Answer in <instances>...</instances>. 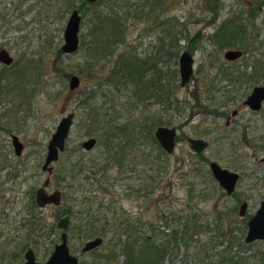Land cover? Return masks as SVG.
<instances>
[{"label":"rangeland","instance_id":"rangeland-1","mask_svg":"<svg viewBox=\"0 0 264 264\" xmlns=\"http://www.w3.org/2000/svg\"><path fill=\"white\" fill-rule=\"evenodd\" d=\"M146 1L112 0L106 6L126 16L125 44L119 47L118 52L130 44L136 47L138 57L143 58L156 45L158 18H173L178 30H182L183 24V32L197 41L189 47L191 52L185 48L187 41H180L179 55L183 50H188L194 58V70L184 87L179 85L177 75L178 87L173 97L175 107L152 104L149 100L132 108L130 87L116 89L114 85L104 82L113 61H95L84 47H80V43L75 53L62 52L67 19L72 9L80 7L81 0H0V46L14 57L13 68H19L27 60L33 67L28 73L29 82L23 85L22 96L9 100L4 98L0 102V155L5 151L9 153L8 166L24 162V171L14 179L7 180L6 176L8 170L13 173L12 167L0 169V264H23L24 253L29 248L34 251L38 262H44L59 242L62 231L56 226L52 233L43 232L37 244H32L26 237L27 233L19 228V221L27 213L24 208L22 211L26 191L32 186L40 187L47 177L41 166L48 140L61 117L69 112L75 115L73 124L65 150L53 164L47 191H65L68 194L66 205L71 206L75 213L86 211L89 207L86 202L81 203L82 197L93 196L87 191L91 188L88 184L91 180H85L84 175L89 174L88 167L96 169L103 162L104 148L98 130L86 132L91 127L87 118L88 106L95 107L98 113L93 126L115 115H119V121L147 116L155 121L161 119L162 124L159 125L174 127L179 136L174 151L168 154L167 163L161 161L166 168L159 175L150 169L155 162L150 160L149 155L155 152L144 145L129 151L120 170L115 165L108 170L106 181L112 183L110 188L117 200L114 199L116 207H113L115 224L127 217L141 229L142 222L148 221L154 223L157 232L163 231L165 235L177 224L183 223V218L172 222L170 214L173 213L195 216L203 225H207L204 232L194 234L191 240L170 244L164 264H213L224 250L230 255L244 257L248 264H253L256 250L264 251L261 241L249 244L244 241L247 221L264 199V162H261L264 159V112L260 115L242 105L253 86L264 85V80L246 82V77L254 70V61L264 62V6L257 4L259 0H220L218 17L215 24H211L206 0H165L164 12L159 17L156 15L161 9L157 8L152 11V16L142 18L139 16L141 10L149 7ZM105 5L102 4L100 9L107 11ZM252 7L256 8L254 19L248 14ZM80 14L81 40V35L89 29L92 11L86 6ZM232 16H240L244 21L246 48H221L210 38L216 26ZM231 48L240 49L243 54L230 62L223 58V53ZM172 63L168 62L163 68L164 74L175 68L178 72V58L176 65ZM79 70L82 72L77 73ZM223 71L229 74V78L223 76ZM70 72L80 78L79 86L72 91L68 86L69 79H66V73ZM236 75H239L238 79L234 78ZM261 75H264V69ZM92 91L93 98L87 102V106L82 105L86 94ZM234 95L238 100L225 104L226 99ZM223 107L239 109L230 126L225 125L226 117L208 112V108L224 111ZM11 135L18 136L24 145L20 156L14 154ZM90 137L96 138V144L92 149L85 150L82 143ZM187 137L208 140L210 146L203 152V157L240 174L234 193L228 195L224 192L213 178L208 162H201L189 149ZM75 164L84 168L81 174H76ZM2 166L3 162H0V168ZM56 174L65 177L59 186L54 182ZM189 188L192 189L191 197ZM82 189H86V192ZM94 193L97 195L89 200L95 208L102 192L95 190ZM104 201L108 202L107 199ZM244 201L248 204L247 213L240 217L238 210ZM234 207L235 212H232ZM57 208L53 205L39 208L45 224H57L63 216H59ZM158 211L164 218L168 216L171 226H164L156 220ZM103 212L111 215L106 209ZM139 217L141 221L137 224ZM80 221L76 216L71 217L69 222L71 229L67 230V234L70 252L78 258L79 264H112L92 256L93 252L106 254L109 251L106 238L94 250L82 252L84 242L94 237L77 230L76 225ZM231 237L238 239L228 249ZM118 249L119 246L115 253ZM15 254L18 255L13 257ZM123 259V256H119L117 264Z\"/></svg>","mask_w":264,"mask_h":264},{"label":"trees","instance_id":"trees-1","mask_svg":"<svg viewBox=\"0 0 264 264\" xmlns=\"http://www.w3.org/2000/svg\"><path fill=\"white\" fill-rule=\"evenodd\" d=\"M112 0H97V2L90 4L86 0H81V5L78 8L79 12L86 7H90L92 11L89 18V29L86 33L81 35L80 47H84L85 51L89 52L92 59L95 61L110 60L113 64L106 75L104 82L114 85L116 89L123 87L132 90V94L129 96L132 100V108H136L138 104L145 101H152V104L165 105V107H175V101L173 97L177 89V69L172 72L164 74L163 68L168 62L172 61V64H177L181 44V40H186V47L190 52L189 47L193 42H196L195 37H189V35L183 32V24H181L182 30L177 29L176 22L173 18L160 19L156 25L159 27L156 37V45L152 52L145 57L140 58L135 53V48L129 45L124 46V50L118 52L120 46L125 44L126 16L112 10V7H106ZM165 0H151L146 1L149 7L140 12L139 16L149 17L152 16V11L160 8L156 16H160L165 9ZM102 4H106L107 11L100 9ZM258 5L264 6V0H259ZM220 0H206V7L209 14V22L215 24L220 10ZM145 12V14H144ZM248 14L251 19L256 16V8L249 9ZM129 15V13H128ZM245 24L240 16H232L230 18L223 19L215 28L214 33L210 35V38L214 40L221 48L222 47H241L246 48L245 37ZM187 50V51H188ZM112 58V59H111ZM254 70L256 67H262L264 69V62L254 61ZM30 61L22 64L19 68H11L12 73L8 74L7 69H0V102L4 98L6 100L14 99L22 96L24 91L23 85L29 82V74L31 73L32 65H29ZM247 65V64H245ZM13 67V66H12ZM88 68V67H87ZM81 73L82 70L77 71ZM222 72V71H221ZM224 73L223 76L229 78V74ZM72 73H66V79H69ZM238 76V75H237ZM37 77H40V71L37 72ZM37 78V79H38ZM93 91L86 94L81 104L87 106V102L90 101L94 95ZM10 95V97H9ZM87 118L89 119L90 128L86 132L92 133L99 131L100 143L104 148V159L96 169L92 167L89 169V174L84 175L85 180L89 181L90 189L87 191L96 196L94 191H101L102 197L96 202V207H93V202L89 199H93L87 195L82 197V204L87 203L88 208L86 211L74 212L71 206L66 205L68 194L61 190V206L58 207L57 213L59 216L69 215L71 217L78 216L81 219L80 223H77V230L87 233L90 237H102L106 238V244L110 247L106 254H100L93 252L94 258H101L105 261L117 264L119 256H123V260L120 264H164V258L169 252L170 244H178L181 240L189 241L194 234H200L204 232L207 225H203L198 221L195 216L189 215H175L170 214L172 222L183 218V223H179L171 229L170 233L163 234V231H156L154 223L148 221L142 222V228L138 229L133 221L127 217L115 224L116 217L114 215L113 207H116L114 201V191L110 188L112 183L106 181L107 172L112 166H116L119 170L124 166V162L129 154L130 150L135 149L139 145L149 146L151 151L155 154H151L150 160L154 161V166L150 167L157 175L163 169H165L167 163L168 154H166L160 147L159 143L154 137V129L156 125L162 124L161 119L155 121L154 118L147 116L142 119H124L119 121L117 116L108 117L102 123H98L93 126L92 123L96 122L98 113L95 107H89ZM0 162H3V166L12 167L11 171H6L7 180L14 179L19 176L24 170V162H20L16 165L8 166L10 162L9 153L0 155ZM201 162H206V158L202 154H199ZM157 161V162H156ZM161 161L165 162L162 165ZM21 166L18 168V166ZM76 164L74 165V167ZM160 166V167H159ZM155 167V168H154ZM200 168V167H198ZM83 167L76 166V174H81ZM76 176H74L75 178ZM65 180L64 176L55 175L54 182L57 186ZM94 186V187H92ZM82 187L80 186V189ZM36 186L30 187L26 191V201L22 205V211H27L25 216L20 218L19 228L23 229L27 233V239L32 244H37L38 238L41 237L43 232L52 233L56 224H45L40 216L41 209L36 205L35 192ZM86 192V189H82ZM192 189H188V194L191 197ZM107 199L108 202L104 200ZM116 200V199H115ZM117 201V200H116ZM158 201V200H157ZM104 209L111 212V215L104 213ZM101 210H103L101 212ZM235 212V207L231 209ZM161 211L156 214V220H159L164 226H171L168 216L163 217ZM141 221V217L136 219L137 224ZM100 223V224H98ZM85 225L84 229L82 226ZM99 225V226H98ZM143 228H147L144 230ZM70 224L67 226L66 231L70 230ZM47 230V231H46ZM163 234V235H161ZM161 236V237H160ZM165 236V237H164ZM243 236V234H242ZM123 238V239H122ZM34 239V240H33ZM237 237L229 240L228 249L234 246L237 242ZM115 241V242H114ZM245 241V240H244ZM244 245L243 243H241ZM117 246L118 251L115 253ZM114 248V249H113ZM247 249V248H244ZM18 254L13 255V257ZM260 255V256H259ZM255 262L253 264H264V251L256 250ZM213 264H248V260L238 255H230L226 250L218 255L217 260Z\"/></svg>","mask_w":264,"mask_h":264},{"label":"water","instance_id":"water-1","mask_svg":"<svg viewBox=\"0 0 264 264\" xmlns=\"http://www.w3.org/2000/svg\"><path fill=\"white\" fill-rule=\"evenodd\" d=\"M88 3L93 4L97 0H86ZM81 14L77 8L72 9L64 31H63V44L61 50L63 53L72 54L79 48V31L81 25ZM243 52L240 49H228L224 52L223 57L226 60L233 61L241 57ZM13 62V57L6 49L0 51V63L10 65ZM194 70V58L192 54L183 50L178 57V72L180 77V86L184 87L190 80ZM80 84V78L77 75H71L69 78L68 86L72 91ZM264 99V86H256L253 88L251 94L247 97L245 103L252 109L256 110L260 107L261 101ZM74 113L69 112L62 116L57 124L54 132L51 134L46 146V154L41 166V170L47 173V177L42 185L37 188L35 192V202L39 208H44L47 205L59 207L61 205V190L55 189L53 192H48L47 188L51 181L53 174V164L58 161L60 153L65 150L66 139L69 136L71 126L73 124ZM176 130L174 127H167L159 125L154 130V137L159 143L160 147L166 154L174 151L176 146L175 141ZM189 146L192 151L200 153L208 146V142L203 138L189 137ZM96 138L90 137L82 143L85 150H90L96 144ZM11 145L14 154L20 156L23 152L24 145L19 140L18 136L11 135ZM209 169L213 178L217 181L219 186L228 195L235 191L236 184L240 175L236 171H231L225 167H221L217 162H209ZM248 204L244 201L240 204L238 215L244 217L246 215ZM70 216L65 215L60 217L57 221V227L62 230L59 242L54 246L52 253L45 262H38L36 260L34 251L27 249L24 253L23 264H79L78 258L70 252L68 245V234L66 228L69 225ZM246 243L254 241H262L264 246V199L259 203V207L247 221V230L244 238ZM103 243L102 237H94L84 242L82 252H88L99 247Z\"/></svg>","mask_w":264,"mask_h":264},{"label":"flooded vegetation","instance_id":"flooded-vegetation-1","mask_svg":"<svg viewBox=\"0 0 264 264\" xmlns=\"http://www.w3.org/2000/svg\"><path fill=\"white\" fill-rule=\"evenodd\" d=\"M2 49H5L4 47H2V46H0V51L2 50ZM232 49V48H231ZM8 51V50H7ZM9 52V51H8ZM10 53V52H9ZM11 55V54H10ZM223 55H224V53H223ZM12 56V55H11ZM13 57V56H12ZM224 58V57H223ZM240 58V57H239ZM225 59V58H224ZM226 60V59H225ZM236 60V59H235ZM235 60H233V61H235ZM229 61V60H228ZM231 62V61H230ZM260 62V61H259ZM14 63H15V59H14V57H13V62L10 64V65H5V64H2V63H0L1 64V70H3V69H7L6 70V72L8 73V74H11L12 73V70H11V68H13L12 66H14ZM222 67V66H221ZM226 68H230V67H226ZM262 67H260V66H258V67H256V70H253L252 72H251V74L250 75H248L246 78V82H250V83H255V82H260L261 80H264L263 79V77H264V75H261V73H262ZM257 73V74H256ZM255 74V75H254ZM193 75V74H192ZM239 76V75H238ZM238 76L236 75V77H234V78H236V79H238ZM178 77H179V72H178ZM192 77V76H191ZM191 79V78H190ZM234 80V79H233ZM190 81V80H189ZM179 85H180V77H179ZM256 86H264L263 84H257V85H255V86H253L252 87V90H253V88L254 87H256ZM182 87V86H181ZM252 90L249 92V94L245 97V99L243 100V102H242V105H243V107H245V108H247L249 111H251V112H255V113H258V114H260L261 115V113H263L264 112V99L261 101V103H260V107L258 108V109H256V110H254V109H252V108H250L246 103H245V101H246V99H247V97L251 94V92H252ZM234 100H238V98H236L235 97V95L234 96H230V97H228L227 99H226V101H225V104H228V102H233ZM225 110L224 111H217V109H210L209 110V108H208V112L209 113H214V114H217L218 116H220V117H226V121H225V125L226 126H230V124H231V122L237 117V115H238V108H231V109H229L228 107H223ZM234 122V121H233ZM167 127H169V126H167ZM176 130V129H175ZM189 137H187L186 138V141H187V143H188V139ZM194 138H201V137H194ZM204 139V138H203ZM179 140V136L177 135V132H176V136H175V141H176V144H177V141ZM204 140H206V139H204ZM207 142H208V146H207V148L210 146V142L208 141V140H206ZM176 147V146H175ZM188 147H189V149L191 150V148H190V146H189V143H188ZM206 148V149H207ZM205 149V150H206ZM205 150H203L202 152H200V153H196V152H194V151H192L193 153H195L196 155H197V157L199 158V154H202L203 155V152L205 151ZM204 161H206V162H208V165H209V162H211V161H208V159H206V160H204ZM261 162H264V159H262L261 160ZM222 167V166H221ZM240 175V174H239ZM240 179V178H239ZM60 219V218H59ZM58 219V220H59ZM56 226H57V224H56ZM62 231V230H61ZM66 231V230H65ZM258 241H260V240H258ZM255 242V241H254ZM262 242V241H261ZM252 243V242H251ZM249 244V243H248ZM263 244V243H262ZM264 247V246H263ZM27 251V250H26ZM35 254V253H34ZM25 261V260H24ZM45 262V261H44ZM24 263V262H23Z\"/></svg>","mask_w":264,"mask_h":264}]
</instances>
